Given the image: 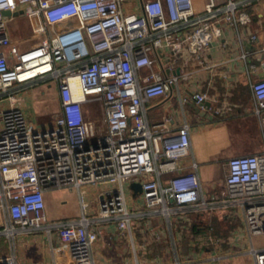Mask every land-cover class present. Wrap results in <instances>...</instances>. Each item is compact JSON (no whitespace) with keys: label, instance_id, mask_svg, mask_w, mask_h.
I'll use <instances>...</instances> for the list:
<instances>
[{"label":"built area","instance_id":"1","mask_svg":"<svg viewBox=\"0 0 264 264\" xmlns=\"http://www.w3.org/2000/svg\"><path fill=\"white\" fill-rule=\"evenodd\" d=\"M139 1L137 10H127L130 0H0V237L10 245L19 234L55 230L71 264H94L96 221L123 232L143 216L169 222L218 208L239 211L248 236L264 238V149L229 159L223 195L210 200L195 161L182 165L190 154L189 125L172 131L167 121L146 119V103L189 78L175 72L176 64L208 68L220 27L247 26L242 8L252 0H203L202 11L194 0ZM6 11L39 25H31L37 43L22 50L11 42ZM42 81L55 84L60 102L48 129L29 123L18 102L19 93ZM250 87L253 114L264 124V77ZM191 96L200 107L207 100ZM93 105L101 112L100 132L87 118ZM133 183L143 211L126 195ZM87 185L103 187L97 219L82 213L77 221L47 222V192ZM80 207L84 212L87 204L81 200ZM249 252L254 264H264V247ZM0 264L16 261L0 255ZM173 264L184 263L175 254Z\"/></svg>","mask_w":264,"mask_h":264},{"label":"crops","instance_id":"2","mask_svg":"<svg viewBox=\"0 0 264 264\" xmlns=\"http://www.w3.org/2000/svg\"><path fill=\"white\" fill-rule=\"evenodd\" d=\"M194 2L197 10L202 11L203 0ZM139 4V0H130L125 9L137 10ZM242 10L249 15L250 23L238 28L222 24L206 54L208 68L179 62L175 72L188 74L189 78L181 80L167 97L146 103L148 124L167 121L172 131L184 122L189 125L190 154L182 165L188 169L195 161L203 194L210 200L223 195L229 159L257 155L264 149V124L253 114L250 87L252 81L264 77V0H252ZM9 17L8 35L13 44L24 50L37 43L38 40L31 38V25L39 30L37 23L19 13ZM252 35L256 41L250 40ZM194 92L207 96L203 107L193 101ZM38 99L45 104L39 107L42 110L36 113L35 120L30 119L26 106L29 100L23 93H19V107L29 123L38 129H48L60 111L55 84L42 90ZM129 187L126 195L143 211L140 192L135 194ZM102 189L100 185L83 186L79 192L66 189L77 197L71 199L68 208H65L67 200L60 197L61 190L47 192V222L77 221L82 213L97 219V201ZM81 200L87 204L84 212ZM94 228L98 233L90 250L94 264H173L175 254L184 264H254L250 249L264 247L263 237L248 236L240 212L225 208L188 212L169 222L159 216H143L130 231H118L113 222L96 221ZM204 241L208 243L201 247ZM0 255L13 256L16 264H71L69 250L59 241L55 230L49 235L19 234L12 245L1 236Z\"/></svg>","mask_w":264,"mask_h":264},{"label":"rangeland","instance_id":"3","mask_svg":"<svg viewBox=\"0 0 264 264\" xmlns=\"http://www.w3.org/2000/svg\"><path fill=\"white\" fill-rule=\"evenodd\" d=\"M195 1V0H194ZM202 0H198V2ZM196 4V3H195ZM50 84H52L51 81H45L44 83H37L33 88H31L30 90L27 91H23L20 93V95L23 93L24 97L28 98V103H26V106L28 107V111L29 114H31V118L35 120L36 118V113L38 114V112H40L42 109H40L42 107V105H44L45 103L42 104V101H39V97H40V92H42V90H44L46 87H48ZM21 97V96H20ZM18 98H19V94H18ZM49 102V99L47 100ZM41 106V107H40ZM40 107V108H39ZM89 109V114L87 115V118L90 119L91 121H93L97 127V130L100 132L103 129L102 123H101V112L99 110L98 105H93V106H88ZM76 192V191H74ZM60 197L63 198L64 200H67L66 203L67 205L65 206V208H68V206H70L71 199L77 198L76 197V193L73 195L70 194V192L66 189H63L60 191ZM74 196V197H72ZM206 243H208L207 241H204L203 243H201V247L207 245Z\"/></svg>","mask_w":264,"mask_h":264},{"label":"water","instance_id":"4","mask_svg":"<svg viewBox=\"0 0 264 264\" xmlns=\"http://www.w3.org/2000/svg\"><path fill=\"white\" fill-rule=\"evenodd\" d=\"M19 14H21V12H20ZM2 15L5 16V17H9V16H11V14H10L9 12H7V11H6V12H3ZM14 15H16V14H14ZM129 188H130V190H132L135 194H136L137 192H140V185L137 184V183H133V184H131Z\"/></svg>","mask_w":264,"mask_h":264},{"label":"bare ground","instance_id":"5","mask_svg":"<svg viewBox=\"0 0 264 264\" xmlns=\"http://www.w3.org/2000/svg\"><path fill=\"white\" fill-rule=\"evenodd\" d=\"M75 91H76V94H78V91H77V89H75Z\"/></svg>","mask_w":264,"mask_h":264}]
</instances>
